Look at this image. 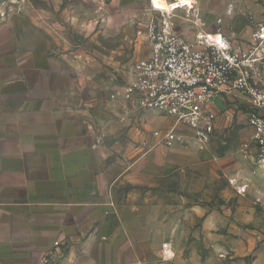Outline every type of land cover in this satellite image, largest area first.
<instances>
[{"label":"rangeland","instance_id":"374dc122","mask_svg":"<svg viewBox=\"0 0 264 264\" xmlns=\"http://www.w3.org/2000/svg\"><path fill=\"white\" fill-rule=\"evenodd\" d=\"M154 19L173 24L186 42L222 34L227 53L261 59L245 66L264 82V0H195L193 10L171 13L155 10L153 0H0L4 70L37 42L94 97L118 164L140 174L133 182L150 201L152 243L174 252L173 260L162 253L151 264H264V170L243 151L248 105L220 101L213 132L200 136L123 95L148 52ZM170 131L176 139L169 145L162 139Z\"/></svg>","mask_w":264,"mask_h":264},{"label":"crops","instance_id":"0c3cea01","mask_svg":"<svg viewBox=\"0 0 264 264\" xmlns=\"http://www.w3.org/2000/svg\"><path fill=\"white\" fill-rule=\"evenodd\" d=\"M37 46L11 72L0 54V264L50 250L57 264H151L163 249L139 172L118 164L94 97Z\"/></svg>","mask_w":264,"mask_h":264},{"label":"built area","instance_id":"2783aa9c","mask_svg":"<svg viewBox=\"0 0 264 264\" xmlns=\"http://www.w3.org/2000/svg\"><path fill=\"white\" fill-rule=\"evenodd\" d=\"M146 40L148 52L124 84L125 99L138 108L167 116L176 126H187L200 136L213 132L215 107L220 101L242 100L249 107L251 130L243 151L264 170V82L251 64L245 66L261 59H240L233 50L227 53L210 42H186L173 24L155 19L147 25ZM96 133L97 142H104L103 129L97 128ZM175 137L170 131L162 140L170 145ZM167 246L164 243L163 250ZM55 258L50 250L31 264H57Z\"/></svg>","mask_w":264,"mask_h":264},{"label":"bare ground","instance_id":"6f19581e","mask_svg":"<svg viewBox=\"0 0 264 264\" xmlns=\"http://www.w3.org/2000/svg\"><path fill=\"white\" fill-rule=\"evenodd\" d=\"M195 0H175V1H166V0H153V7L155 10L164 11L165 13H171L172 11L178 8H188L190 11L194 9ZM200 38L207 39L205 42H210L211 45L219 46L223 49L228 47L225 42L223 35L220 33H206L201 34ZM260 38L264 39V33ZM163 257L165 261H171L174 259V252L168 246L163 251Z\"/></svg>","mask_w":264,"mask_h":264}]
</instances>
